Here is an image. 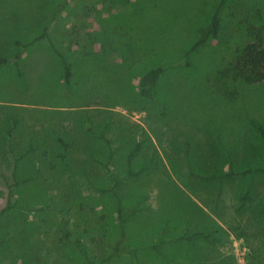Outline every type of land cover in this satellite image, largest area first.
Returning <instances> with one entry per match:
<instances>
[{"label":"rangeland","instance_id":"rangeland-1","mask_svg":"<svg viewBox=\"0 0 264 264\" xmlns=\"http://www.w3.org/2000/svg\"><path fill=\"white\" fill-rule=\"evenodd\" d=\"M218 1L0 0V58L25 44L0 64V264H264V78L222 75L264 0H225L217 37L184 55ZM184 229L210 240H172Z\"/></svg>","mask_w":264,"mask_h":264},{"label":"trees","instance_id":"trees-1","mask_svg":"<svg viewBox=\"0 0 264 264\" xmlns=\"http://www.w3.org/2000/svg\"><path fill=\"white\" fill-rule=\"evenodd\" d=\"M224 3H225V0H219L214 10L212 11L211 15L209 16L208 20L206 21V23L196 28L197 38L194 41V43L190 46V48L187 50V52H185L184 55H187L189 52H191L192 50H194L195 48H197L199 45L203 44L210 38L217 37L219 28H220V11H221V8L224 6ZM57 8L50 12V18L48 20V23L53 18V16L56 14ZM48 23L45 26H43L41 32L37 36H35L33 40H39L42 38L47 39ZM246 31H247L246 33L247 34L249 33L250 35L249 36L250 40H248L247 42H245L244 44H242L241 46L235 49L234 59L231 63L228 64L226 68L222 70V75L229 76L231 80L233 81L240 80L244 83L251 84V83L258 82L264 78V28L262 27L253 28L252 26H249L248 28H246ZM14 45L16 46L17 50L14 54H12V56H10V58H8L9 61L11 58L14 59L13 61H10V62H15V60L21 54L23 47L25 46V44H22L19 41H14ZM50 48L52 52L60 58L62 80L65 84H67L71 76L70 62L52 44H50ZM8 59L0 58V64L4 63L5 61H8ZM181 62L185 63L183 61ZM165 67L166 65L156 66V67L147 69L146 71L142 72L139 75L137 84H136L137 95L139 97L146 98V99H152L154 97V87L156 85V82L159 76L162 74ZM256 129L261 135H264V127L257 125ZM98 137L102 141H104V143L109 147V139L103 134V132H101L98 135ZM56 141L61 145V147L63 148V151L67 150L68 148L67 142H65L63 139L59 137L56 138ZM135 147H137V145ZM133 150H130L125 158V165H126V174L124 177L125 179L134 177L141 169V168H138L133 171L129 169L130 157H131V153ZM104 167L107 169L106 165H104ZM229 169H231L230 166H229ZM252 170L254 169L246 168L243 171H241V173L251 172ZM228 173L229 172H222L219 174H214L210 177L214 179H219L222 176H226ZM109 176L111 178V186L107 188V191L115 199L116 217H117L118 228H119V237L113 246V249L117 250L120 248L119 244H120L121 238L123 237L122 225H123L125 216H122L121 204L114 191V188L117 184V180L113 177L111 173H109ZM247 199H249V196H248L247 191H245L241 196V200H247ZM134 210L135 208L132 209V211ZM262 210L264 211V206H262ZM208 235H209L208 232H203L199 230H193V231L187 232V229H184L178 236H176L175 238H172V240L173 239L174 240L175 239L190 240L191 238L195 236H200L206 240H210V237ZM161 241L162 240L159 239L158 242L160 243ZM152 247H154V245Z\"/></svg>","mask_w":264,"mask_h":264},{"label":"crops","instance_id":"crops-1","mask_svg":"<svg viewBox=\"0 0 264 264\" xmlns=\"http://www.w3.org/2000/svg\"><path fill=\"white\" fill-rule=\"evenodd\" d=\"M14 41H18V40L15 39ZM34 41H37V40H33L32 42H34ZM26 43H27V42H26ZM24 47H25V46H24ZM24 47H23V49H22V51H21V54L19 55L18 58H20V57L22 56V54H23V50H24ZM21 179H23V181H22V183H23V182H24V178H21ZM17 180H18V179H15L14 181L17 182ZM6 182H7V181L4 180L3 178L0 179V183H3V184H4V183H6Z\"/></svg>","mask_w":264,"mask_h":264}]
</instances>
